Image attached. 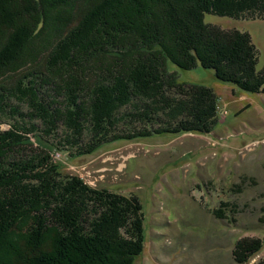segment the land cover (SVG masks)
<instances>
[{
    "label": "trees",
    "instance_id": "trees-1",
    "mask_svg": "<svg viewBox=\"0 0 264 264\" xmlns=\"http://www.w3.org/2000/svg\"><path fill=\"white\" fill-rule=\"evenodd\" d=\"M3 3L0 264H134L146 246L141 207L58 172L53 151L81 156L150 132L209 133L218 122V99L204 86L180 82L168 65L210 70L257 94L264 66L256 68L249 34L206 19L264 20V0H84L82 8L81 0ZM48 12L56 13L52 20L43 16ZM40 36L46 42L36 50L30 39ZM150 122L156 129L147 128ZM138 124L143 132L134 130ZM260 248L255 242L248 255Z\"/></svg>",
    "mask_w": 264,
    "mask_h": 264
},
{
    "label": "rangeland",
    "instance_id": "rangeland-1",
    "mask_svg": "<svg viewBox=\"0 0 264 264\" xmlns=\"http://www.w3.org/2000/svg\"><path fill=\"white\" fill-rule=\"evenodd\" d=\"M81 1V8L87 6ZM48 13L43 16L50 20L56 15ZM206 22L248 33L257 50L256 68H263L264 20L210 16ZM35 37L30 41L37 50L46 41ZM168 70L180 82L208 88L218 99L213 130L203 135L150 132L137 140L110 141L81 156L73 149L54 150L58 172L141 207L139 232L143 228L146 246L134 264H264V87L247 94L217 80L210 70L172 65ZM4 120L0 129L7 128L1 125ZM115 125L121 128L117 132L126 128ZM147 128L156 129L151 122ZM134 130L143 132V126ZM255 242L261 248L250 257Z\"/></svg>",
    "mask_w": 264,
    "mask_h": 264
},
{
    "label": "bare ground",
    "instance_id": "bare-ground-1",
    "mask_svg": "<svg viewBox=\"0 0 264 264\" xmlns=\"http://www.w3.org/2000/svg\"><path fill=\"white\" fill-rule=\"evenodd\" d=\"M138 1V0H137ZM177 1H179V0H177ZM192 1V0H191ZM5 2V1H4ZM161 2V1H160ZM32 3V2H31ZM35 3V2H34ZM66 3V2H65ZM191 3V2H190ZM177 4V3H176ZM183 4V3H182ZM185 4V3H184ZM195 4H197V3H195ZM87 5V4H86ZM192 5V4H191ZM51 6V5H50ZM89 6V5H88ZM182 6V5H181ZM189 6V5H188ZM168 7V6H167ZM174 7V6H173ZM195 7V6H194ZM67 8V7H66ZM37 9V8H36ZM51 9V8H50ZM50 9H48V10H50ZM52 9H54V8H52ZM62 9V8H61ZM84 9V8H83ZM90 9V8H89ZM135 9V8H134ZM133 9V10H134ZM180 9H182V8H180ZM188 9V8H187ZM166 10V9H165ZM189 10H191V9H189ZM195 10V9H194ZM193 10V11H194ZM171 11V10H170ZM174 11V10H173ZM47 12V11H46ZM188 12V11H187ZM133 13V12H132ZM173 13V12H172ZM194 13V12H193ZM58 14V13H57ZM168 14V13H167ZM175 15V14H174ZM189 15V14H188ZM193 15V14H192ZM179 16V15H178ZM164 18V17H163ZM184 18V17H183ZM137 19V18H136ZM173 19V18H172ZM185 19V18H184ZM164 20H166L165 18H164ZM192 20V19H191ZM167 21H169V20H167ZM176 21V20H175ZM188 21V20H187ZM178 22V21H177ZM180 22V21H179ZM151 23V22H150ZM181 23V22H180ZM186 23V22H185ZM189 23V22H188ZM148 24V23H147ZM171 24H173V23H171ZM176 24V23H175ZM174 24V25H175ZM184 24V23H183ZM84 25H86V24H84ZM150 25V24H149ZM117 26V25H116ZM147 26V25H146ZM152 26V25H151ZM159 26H160V24H159ZM87 27V25L85 26V28ZM163 27V26H162ZM180 27H181V25H180ZM121 28V27H120ZM153 28V27H152ZM160 28V27H159ZM167 28H168V26H167ZM178 28V27H177ZM177 28H175V30L177 29ZM184 28V27H183ZM190 28V27H189ZM60 30V29H59ZM124 30V29H123ZM173 30V29H172ZM188 30V29H187ZM53 31H54V29H53ZM127 31V30H126ZM172 32V31H171ZM159 34V33H158ZM162 34V33H161ZM179 34V33H178ZM183 34V33H182ZM164 37V36H163ZM178 37V36H177ZM177 40V39H176ZM170 41V40H169ZM208 42V41H207ZM172 43V42H171ZM200 43V42H199ZM177 44V43H176ZM201 44H202V42H201ZM208 44V43H207ZM172 45V44H171ZM179 45H181V44H179ZM210 45V44H209ZM122 46V45H121ZM201 47H202V45H201ZM175 48V47H174ZM136 53V52H135ZM232 54V53H231ZM123 55V54H122ZM133 55V54H132ZM124 57V56H123ZM131 57V56H130ZM229 57V56H228ZM128 58V57H127ZM125 59V58H124ZM130 61V60H129ZM129 63V62H128ZM121 73V72H120ZM123 73V72H122ZM127 72H125L124 74H126ZM115 78V77H114ZM117 81V80H116ZM84 83V82H83ZM139 85V84H138ZM103 87V86H102ZM138 87V86H137ZM136 88V87H135ZM126 89V88H125ZM110 90V89H109ZM118 90V89H117ZM103 91V90H102ZM84 92V91H83ZM99 92V91H98ZM118 92V91H117ZM107 93V92H106ZM119 94V93H118ZM121 96V95H120ZM127 96V95H126ZM109 98V97H108ZM111 98V97H110ZM49 100V99H48ZM111 100V99H110ZM112 101H113V99H112ZM114 103V102H113ZM112 103V104H113ZM123 103V102H122ZM125 103V102H124ZM123 103V104H124ZM111 107V106H110ZM113 108V107H112ZM75 110V109H74ZM121 120V119H120ZM119 120V121H120ZM20 177V176H19ZM13 178V177H12ZM15 178V177H14ZM12 180V179H11ZM21 184V183H20ZM23 188V187H22ZM21 190V189H20ZM34 190V189H33ZM34 192L36 193V191L34 190ZM46 192V191H45ZM42 193V192H41ZM38 200V199H37ZM45 200V199H44ZM36 202V201H35ZM34 206V205H33ZM37 208V207H36ZM11 215V214H10ZM7 230V229H6ZM122 240V239H121ZM96 242V241H95ZM92 245H95V244H92ZM114 258H115V256H114ZM115 261V260H114Z\"/></svg>",
    "mask_w": 264,
    "mask_h": 264
}]
</instances>
